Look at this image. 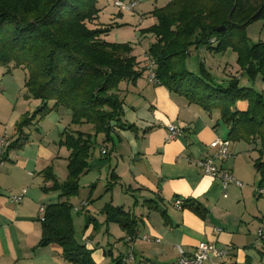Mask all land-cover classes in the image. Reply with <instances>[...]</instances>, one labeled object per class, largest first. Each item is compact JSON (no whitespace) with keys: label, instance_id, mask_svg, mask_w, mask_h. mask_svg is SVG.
Here are the masks:
<instances>
[{"label":"crops","instance_id":"crops-1","mask_svg":"<svg viewBox=\"0 0 264 264\" xmlns=\"http://www.w3.org/2000/svg\"><path fill=\"white\" fill-rule=\"evenodd\" d=\"M141 21L140 17L137 23ZM144 55L143 64L150 57L147 52ZM137 70L140 75L134 82L123 81L119 86L121 120L126 126L115 127L107 142L102 134L97 136L88 166L78 178L76 195L63 196L52 188L54 180H67L71 152L61 143L65 130L59 119L47 130L36 125L34 132L6 136L10 143L0 164V264H75L65 259L60 245H39L45 208L59 201L72 205L75 237L88 250L89 264H124L121 258L130 250L137 260L172 264L179 255L177 246L191 254L201 241L229 250L222 264H264V198L249 199L243 187L233 183L224 196L220 181L192 162L212 154L209 143L214 139L229 140V126L215 112L149 82L145 65L137 64ZM246 108L247 103L240 102L238 109ZM170 124L180 127L181 134L170 138ZM231 155L221 165L240 177L234 167L240 157ZM257 158L249 159L253 174ZM255 181L257 196L264 195L259 192L264 185L259 187L258 175ZM102 184L104 190L98 195ZM23 190L21 201L12 202L11 196ZM116 191L132 195V209L112 204ZM108 193L109 204L103 201ZM78 195L84 197L78 201ZM176 199L189 203L178 208ZM106 206L118 214H106ZM196 206L206 209L205 216L194 212ZM80 210L88 211L83 221ZM121 216L136 220L132 231L120 225ZM109 219L113 223L105 227L103 220Z\"/></svg>","mask_w":264,"mask_h":264},{"label":"trees","instance_id":"trees-1","mask_svg":"<svg viewBox=\"0 0 264 264\" xmlns=\"http://www.w3.org/2000/svg\"><path fill=\"white\" fill-rule=\"evenodd\" d=\"M100 1L0 0V66H22L28 71L26 84L42 101L36 110L41 116L64 107L71 111L73 123L92 127V132L78 131L76 135L64 131L61 143L71 150L68 178L63 183L54 180L52 188L68 197L78 192V178L88 166L97 136L102 134L107 142L115 127L126 126L121 120L123 98L119 86L123 81L134 82L140 75L132 46L103 38L111 25L97 26L103 8ZM154 14L158 22L150 30L156 41L147 53L155 62L159 83L207 112L219 110L230 128V139L258 140L254 167L261 175V187L264 95L240 85L238 79L218 84L203 66L192 72L185 67V58L191 47L206 46L214 52L233 48L239 51L242 68L254 78L258 73L264 77V42L250 45L246 36L250 23L264 21V0H169ZM219 27L224 29L218 31ZM236 100H246L247 108L239 110ZM34 117L22 114L17 133ZM188 203L183 201L182 206ZM71 209L68 201L46 206L39 245L56 243L66 260L89 264L88 250L75 237ZM193 210L202 217L206 214V209L199 206ZM103 211L110 214L112 208L106 206ZM124 217L118 218L120 225L132 231L136 220Z\"/></svg>","mask_w":264,"mask_h":264},{"label":"rangeland","instance_id":"rangeland-1","mask_svg":"<svg viewBox=\"0 0 264 264\" xmlns=\"http://www.w3.org/2000/svg\"><path fill=\"white\" fill-rule=\"evenodd\" d=\"M114 1L115 0L100 1L99 5L103 6V8L100 10V14L97 18V26L107 27L111 25V28L103 33V38L108 42L126 43L132 46L136 62L139 68H143V61L145 60L144 54L148 52L149 46L156 41L154 32L150 30L158 22L154 10L164 6L169 0H137L139 4L134 11H121V14H119V11L115 8ZM140 17L142 21L138 24L137 22ZM246 36L250 45L264 42V21L256 20L250 23L246 28ZM238 57L239 51L233 48H227L221 52H214L208 50L206 46L200 48L191 47L189 49V54L186 55L185 58V67L196 73L200 66H203L205 71L211 75L214 82L218 84H227L234 79H238L240 85L250 87L264 95V77L259 73L255 78L252 77L246 69L241 67V64L238 62ZM28 76V71L22 66H0V137H14L18 135L16 124L22 118V113L35 116L32 119V123L22 126V131L34 132V126L36 125L47 130L57 119L60 120L61 129L73 135H76L78 131L89 132V130L92 129L89 124L73 123L71 111L64 107L50 114L47 112L43 116L40 115V112H36L37 106L42 101L35 98L27 86L26 82ZM240 102L247 103L246 100H236L237 108H239ZM49 104L51 105V103ZM48 105L47 108L49 107ZM212 111L216 113L220 121H223L219 110L214 109ZM7 140L10 142V138L7 137ZM229 145L230 152L235 154L234 156L240 157L239 162L237 160V165L234 164V167L235 170L242 175L236 177V179L243 183L242 191L247 193L245 195H247L249 199L251 198L254 200L256 197L264 198V195L257 196L258 181L254 182L255 177L258 175V180H260L261 175L258 172L253 174L249 168V159L252 156L256 157L259 155L258 149L260 148V143L257 139H255L254 142H250L244 138H239L229 139ZM232 159L233 157L230 158L231 162ZM128 160L129 159L126 158V162ZM252 169L253 166L251 167V170ZM102 173L104 176V172ZM103 185L105 184H102V188L99 190L98 195L103 192ZM115 194L112 204H116L117 208L122 205L125 208H129L130 206L132 209L134 198L130 193L125 191L122 193L120 191V193H118V191H116ZM109 195L110 193L103 199V201H108V204L110 203L109 201H111ZM83 197L78 195V201ZM114 211L117 210L115 209ZM77 213L78 212L73 211V215H77ZM87 213L88 211L80 210L79 215L82 217V221ZM91 214L93 215L94 213L91 212ZM103 223L106 227V225L113 223V221L110 219L109 221L103 220Z\"/></svg>","mask_w":264,"mask_h":264},{"label":"built area","instance_id":"built-area-1","mask_svg":"<svg viewBox=\"0 0 264 264\" xmlns=\"http://www.w3.org/2000/svg\"><path fill=\"white\" fill-rule=\"evenodd\" d=\"M138 4L137 0L114 1V6L123 12L134 11ZM144 65L148 81L152 83H159V80L156 77L154 60L151 57H148ZM168 130L170 138L181 134V128L174 124H170L168 126ZM9 143L10 142L7 140L6 136L0 137V164H2L5 151ZM209 146L213 150L211 155L204 158H196L192 162L197 165L205 175L218 179L224 191L223 195L226 196L227 193L225 191L229 184L233 183L239 187L243 186L241 181L236 179L229 170L221 165V163L225 162L231 156V152L229 150V140L216 138L209 143ZM102 153H106V150L103 149ZM259 192L264 193V190L260 189ZM24 193L25 190L18 195L11 196V201L20 202ZM175 205L178 208H182L183 200L176 199ZM40 210L43 211V208ZM41 220L43 221L44 217H42ZM259 235H262L261 229L259 230ZM157 241H159V239H157ZM177 249L179 255L176 261L172 264H222V260L229 254V250L227 248H220L207 241L199 242L196 249L191 254H186L180 246H177ZM121 261L124 264H161L148 259L137 260L131 250L122 256Z\"/></svg>","mask_w":264,"mask_h":264},{"label":"water","instance_id":"water-1","mask_svg":"<svg viewBox=\"0 0 264 264\" xmlns=\"http://www.w3.org/2000/svg\"><path fill=\"white\" fill-rule=\"evenodd\" d=\"M232 10H233V9H232ZM231 13H232V11H231L230 14H229V21H230V15H231ZM223 29H224V27H219V28H217L218 31L223 30Z\"/></svg>","mask_w":264,"mask_h":264}]
</instances>
